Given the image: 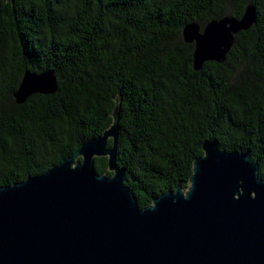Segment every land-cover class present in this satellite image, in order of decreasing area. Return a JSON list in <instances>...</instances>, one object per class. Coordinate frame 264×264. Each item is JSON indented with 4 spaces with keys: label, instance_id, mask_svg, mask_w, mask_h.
I'll list each match as a JSON object with an SVG mask.
<instances>
[{
    "label": "trees",
    "instance_id": "16d2710c",
    "mask_svg": "<svg viewBox=\"0 0 264 264\" xmlns=\"http://www.w3.org/2000/svg\"><path fill=\"white\" fill-rule=\"evenodd\" d=\"M247 4L255 23L223 62L194 70L185 23L240 17ZM25 69L54 71L57 90L16 103ZM116 105V162L139 207L186 188L209 138L249 151L264 178V0H0V186L72 155ZM94 168L111 175L106 157Z\"/></svg>",
    "mask_w": 264,
    "mask_h": 264
},
{
    "label": "water",
    "instance_id": "95a60500",
    "mask_svg": "<svg viewBox=\"0 0 264 264\" xmlns=\"http://www.w3.org/2000/svg\"><path fill=\"white\" fill-rule=\"evenodd\" d=\"M256 19L247 4L240 17L185 23L194 70L223 62L235 34ZM56 90L54 71L25 69L13 98L21 104ZM111 116L58 164L0 186V264H264V178L249 151L206 139L188 186L178 183L139 207L116 162L118 105ZM94 157L107 158L110 176L95 170Z\"/></svg>",
    "mask_w": 264,
    "mask_h": 264
}]
</instances>
